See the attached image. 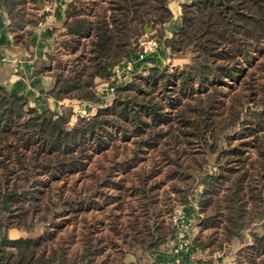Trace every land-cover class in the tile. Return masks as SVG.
<instances>
[{"label": "trees", "instance_id": "16d2710c", "mask_svg": "<svg viewBox=\"0 0 264 264\" xmlns=\"http://www.w3.org/2000/svg\"><path fill=\"white\" fill-rule=\"evenodd\" d=\"M27 2L36 0H0L14 42L24 46L40 21L36 12L26 11ZM169 2L67 3L62 40L34 63L37 72L53 76L47 92L53 98L94 103L97 111L89 118L40 112L26 95L0 84V264H92L105 253L102 235L93 238L90 225L71 226L69 238L52 245L46 219L63 216L67 206L66 215H76L85 203L103 210L110 200L117 220L115 234L107 235L113 240L111 264H145L175 239L170 215L192 199L202 218L189 247L206 251L235 241L241 244L237 264H264V0L182 1L174 36L178 47L189 49V64H151L115 88L110 103L95 86V77L111 78L121 58L138 49L146 24L162 37L163 24L173 16ZM61 51L69 59L54 66ZM111 149L113 157L122 155L116 168L123 171L112 198L105 192L97 196L92 185L74 196L59 194L37 212V191L49 193L50 181L67 179L93 154ZM146 154H152L149 160ZM6 194L9 212L2 209ZM38 213L43 218L34 221ZM40 222L44 228L35 233ZM12 228L27 235L10 239ZM207 229L212 231L204 234ZM76 235L80 247L68 250L66 241L72 244ZM169 264H213V259Z\"/></svg>", "mask_w": 264, "mask_h": 264}, {"label": "rangeland", "instance_id": "374dc122", "mask_svg": "<svg viewBox=\"0 0 264 264\" xmlns=\"http://www.w3.org/2000/svg\"><path fill=\"white\" fill-rule=\"evenodd\" d=\"M37 1V0H36ZM184 0H170L169 2V8L173 14L171 19L163 24V32H162V37H159V34L156 32L153 34L152 33V27L150 25H145L144 26V33H141L139 35V45L138 49L135 51L137 52L140 48V42L142 40L149 36L152 37L156 40L158 47L155 49L154 52H152L149 57L142 61L137 63L136 65L133 66V72H130V77L133 74L139 73L140 71L147 69L151 64H156L159 67H164V66H185L189 64L190 62V51L188 48L184 47H178V44L176 42V38L174 36L175 30L179 27V20H178V13L181 9V3ZM36 7V3H31L27 2L26 3V11L29 13H34V9ZM27 16L26 18H28ZM62 34V29L58 33V40H62L63 38ZM168 38H172L171 40V46L167 47L166 40ZM134 52V53H135ZM134 53L131 54L129 57H123L117 64H121L124 60H130L133 56ZM69 53H63L62 51L59 52V56L57 59H55L56 63L54 66L59 63V65L62 67L63 65L65 66V62L67 59H69ZM257 60V58L255 59ZM116 64V65H117ZM114 77L113 75L111 78ZM106 79V78H101V77H95L94 82L95 86L98 89V85L100 83H112L115 88L120 87L122 84H125L126 80L123 78H116L114 79ZM113 80V81H112ZM112 81V82H111ZM105 85L102 86L99 92L103 93L104 99L102 100L104 102L110 103L112 98L115 96V91L107 95L105 91ZM76 100V101H75ZM83 101H80L78 99H74L72 103H68L64 107L65 111L71 112V120H73L77 115L89 118L93 114L96 113L97 107L94 106V110L89 112L90 108L92 106H89L87 104H82ZM82 104V105H81ZM85 110V113L83 112ZM114 151L108 150L106 153H100L97 152L93 154L91 158H89L86 161V164L84 168L81 171H78L71 176L67 177L65 179L64 177H61L58 181H50L48 185H50V192L47 193V191H37V196L41 198L38 206L36 207L37 212L44 207L45 205L51 203L53 200L58 199L59 194H63V196H74L75 192H78V190L82 191H88V189L94 185L95 191H98L99 194H96L97 196H101L100 193L105 192L106 194H110V197L112 194H114L115 190L113 189L115 182L119 180L120 177H122L123 171H119V168H116L117 161L120 160L122 155H115L113 157ZM152 154H146L145 157L147 158L146 160H149L151 158ZM211 163V162H210ZM110 168H113V174L110 172ZM117 169V170H116ZM116 173V174H115ZM110 175V176H109ZM130 175L133 177V171L130 172ZM126 186L130 185V181L124 182ZM112 185V186H111ZM167 188V187H165ZM97 192V193H98ZM199 190H196L194 192L195 198H198ZM102 197V196H101ZM101 197L99 200H102ZM112 198V197H111ZM24 202V206L28 205L27 200L25 197L22 198ZM14 205V204H13ZM105 206L103 210H99L98 207H94V204L91 203H85L83 210L79 212L76 215H66L70 207L67 206L68 211H65L63 213V216L60 217H53L50 216L49 218L47 217V221L49 223L50 230H52L53 233V240H52V245L58 244V243H63L65 240H67L68 237V232L71 228V226L76 227L78 230L85 229L90 225V231H92V236L93 238L95 237H100L101 235L103 236V242L101 241L100 244L105 245V253L103 255L97 256L92 264H111V247L113 244V240H109L107 238L108 234H115L114 227L116 226L115 223H117V220L115 221L113 218V211L114 209H111L114 206V203L110 201L102 203V206ZM16 208V206H14ZM183 207V206H182ZM45 208V207H44ZM184 211H185V218L184 222L188 226V237L190 240H192V237L196 233H200L199 227L197 224H199V220L202 218L201 215L197 211V201L196 200H191V203L188 205H185ZM126 212V211H125ZM38 216L33 219L34 221L40 220L43 218L44 213H38ZM71 216V217H70ZM102 219V221H100ZM170 222V221H169ZM43 223V224H42ZM85 224V225H84ZM171 224V223H170ZM256 224V223H254ZM84 225V226H83ZM172 226V224H171ZM255 226V225H252ZM42 227L44 228V222H40L37 226L34 232L36 233L39 228ZM212 231V229H207L206 231H203L204 234H208ZM25 232V235H27V232ZM176 233V232H175ZM176 237V234H175ZM174 237V238H175ZM102 238V237H101ZM246 241L249 239L248 236L245 235ZM175 241V239H173ZM173 240L167 241L165 244H163L160 247V250L157 253H154L153 255H149L151 258H147L144 263L145 264H156L154 261H158L161 263L169 264L174 261L184 259L186 262H190L196 257H202L203 259H213V264H237V258L241 257V244L238 242H231V243H223L221 247L217 248H210L206 251H201V250H195L191 247H188L184 250L181 251V253L176 256L173 253L172 246L174 244ZM67 242V249L72 250L77 247H80V238H78V235L73 237L72 244H70L68 241ZM75 242L76 245H75ZM74 251V250H73ZM130 254V253H129ZM128 254V255H129ZM126 256L127 258H132L130 256ZM244 264V262L242 261ZM259 264V263H258Z\"/></svg>", "mask_w": 264, "mask_h": 264}, {"label": "crops", "instance_id": "0c3cea01", "mask_svg": "<svg viewBox=\"0 0 264 264\" xmlns=\"http://www.w3.org/2000/svg\"><path fill=\"white\" fill-rule=\"evenodd\" d=\"M69 1H36L34 11L40 17V21L33 28V34L27 46L21 42H14L13 35L8 30V16L5 11L0 10V56L5 58V62L0 67V73H3L4 78L0 84L10 92L26 95L31 105L40 112L51 109L60 113L68 103L74 100L59 101L47 93L53 85L54 78L48 72H37L34 63L36 59H45L46 55L55 49ZM104 85L100 83L97 86L98 90ZM82 104L92 106L91 108L96 107L94 103L83 102ZM16 236L25 237L26 235L23 230H18Z\"/></svg>", "mask_w": 264, "mask_h": 264}, {"label": "built area", "instance_id": "2783aa9c", "mask_svg": "<svg viewBox=\"0 0 264 264\" xmlns=\"http://www.w3.org/2000/svg\"><path fill=\"white\" fill-rule=\"evenodd\" d=\"M158 47L156 40L152 37H145L142 42H140V49L134 53V56L130 60H124L121 64H117L114 69V77L123 78L127 80L130 78V72H133V66L139 62L146 60L152 52ZM5 62V58L0 56V67ZM112 77L111 79H114ZM113 81V80H112ZM111 81V82H112ZM105 91L107 95L112 94L115 91V86L112 83H105ZM94 108H90L89 112L93 111ZM85 113V110L83 111ZM185 211L182 206L176 207L171 215L170 221L173 227L176 229V237L172 250L173 253L178 256L182 250L186 249L190 245V239L188 237V226L184 222Z\"/></svg>", "mask_w": 264, "mask_h": 264}, {"label": "water", "instance_id": "95a60500", "mask_svg": "<svg viewBox=\"0 0 264 264\" xmlns=\"http://www.w3.org/2000/svg\"><path fill=\"white\" fill-rule=\"evenodd\" d=\"M8 198H9V195H4L3 199H2V209L4 211H10V206H9V202H8ZM18 232V229L16 228H12L8 231V237L10 239H16V238H19V237H22V236H16Z\"/></svg>", "mask_w": 264, "mask_h": 264}]
</instances>
